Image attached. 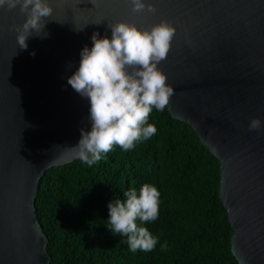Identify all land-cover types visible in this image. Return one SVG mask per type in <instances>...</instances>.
I'll use <instances>...</instances> for the list:
<instances>
[{
    "label": "water",
    "instance_id": "95a60500",
    "mask_svg": "<svg viewBox=\"0 0 264 264\" xmlns=\"http://www.w3.org/2000/svg\"><path fill=\"white\" fill-rule=\"evenodd\" d=\"M148 2L155 13H132L126 0H49L48 36L34 32L26 50L10 30L25 15L0 8V264H50L35 201L43 174L78 160L68 148L90 130L88 101L67 83L80 51L94 32L110 37L108 24L161 20L176 29L158 65L173 88L166 109L219 161L232 255L264 264V130H247L264 120V0Z\"/></svg>",
    "mask_w": 264,
    "mask_h": 264
},
{
    "label": "trees",
    "instance_id": "16d2710c",
    "mask_svg": "<svg viewBox=\"0 0 264 264\" xmlns=\"http://www.w3.org/2000/svg\"><path fill=\"white\" fill-rule=\"evenodd\" d=\"M148 123L157 132L132 150L114 146L92 167L75 160L43 174L35 207L50 264H238L219 197L218 159L166 108L153 109ZM145 183L161 193L158 219L143 225L159 242L134 254L126 237L106 227L107 205Z\"/></svg>",
    "mask_w": 264,
    "mask_h": 264
},
{
    "label": "clouds",
    "instance_id": "9594fccd",
    "mask_svg": "<svg viewBox=\"0 0 264 264\" xmlns=\"http://www.w3.org/2000/svg\"><path fill=\"white\" fill-rule=\"evenodd\" d=\"M132 13H155L148 0H126ZM19 11L25 15L20 26H11L16 32L19 49L26 50V41L35 36L46 38L43 21L53 13L49 0H0V8ZM111 36L100 37L94 32L79 53V65L68 77L67 83L89 104L90 130L81 129L77 144L68 148L75 159L89 167L97 164L114 146L127 152L137 143L153 137L157 128L148 123L153 109L164 111L173 95L166 76L158 65L170 51L176 29L166 20L141 29L128 22L107 25ZM79 29L77 31H80ZM40 33H44L41 35ZM31 55H35L32 52ZM248 131L264 130V120L251 118ZM161 193L151 183L139 190L123 192L124 199H114L107 205L106 227L112 235L126 237L128 250L152 251L159 238L144 225L159 216ZM167 243L161 250H167Z\"/></svg>",
    "mask_w": 264,
    "mask_h": 264
}]
</instances>
